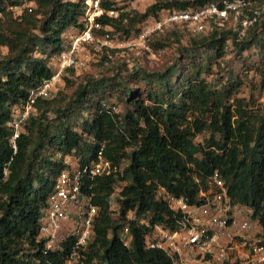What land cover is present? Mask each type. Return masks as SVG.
Here are the masks:
<instances>
[{"label":"trees","instance_id":"1","mask_svg":"<svg viewBox=\"0 0 264 264\" xmlns=\"http://www.w3.org/2000/svg\"><path fill=\"white\" fill-rule=\"evenodd\" d=\"M85 1L0 0V48L6 50L0 53V175L5 166L8 170L0 184V264H65L71 242L45 255L37 241L40 211L64 169L59 153L74 154L81 166H89L101 152L111 166L109 175L82 180L81 191L97 208L84 264H171L161 251L146 247L145 227L127 221L126 214L134 212L173 230L180 216L157 198V188L196 204L214 173L228 196L251 210L264 239V112L252 113L234 97L239 81L214 87L202 77L224 57L229 39L238 52L256 46L264 66L262 15L242 40L226 29L198 34L182 51L185 62L179 60L164 73L136 71L126 80L86 74L64 106L54 93L38 99L13 154L12 113L54 74L58 55L83 29ZM221 1L158 2L131 18L101 0L105 13L97 20L105 33L130 38L164 14ZM20 7L17 16L10 10ZM75 71L81 70L65 73ZM64 75L59 81L69 84ZM116 101L123 104L118 114L102 106H117ZM115 189L119 209L112 215L107 199ZM125 226L131 236L128 246L119 237Z\"/></svg>","mask_w":264,"mask_h":264},{"label":"built area","instance_id":"2","mask_svg":"<svg viewBox=\"0 0 264 264\" xmlns=\"http://www.w3.org/2000/svg\"><path fill=\"white\" fill-rule=\"evenodd\" d=\"M101 0H86L83 29L70 37L69 44L58 55L54 74L32 90L27 101L17 107L9 122L11 135L9 145L13 154L17 151L16 141L29 118L33 105L40 98L51 96L60 77L69 69L83 70L91 60L89 49L94 45L103 46L111 41L109 33L97 20L105 11ZM110 16L114 11L107 12ZM261 9L252 0H223L209 3L192 12L164 14L160 19L145 26L137 35L136 41L143 44L154 33H160L170 26H187L198 34L208 29H226L242 40L249 29L258 22ZM131 48L132 42L127 43ZM105 110L118 114L115 105L102 104ZM64 169L55 180L53 190L47 197L45 207L40 211L37 225V241L42 243L43 254L61 250L66 242H71L65 264H84L88 246L93 234V223L97 208L92 199L81 191L84 177L93 179L109 175L111 166L102 159L89 166H81L74 154L57 155ZM5 166L0 175V184L6 180ZM89 189L91 187L89 186ZM117 189L108 196V209L112 215L119 209L116 201ZM158 199L180 216L177 226L171 230L150 223L134 212L126 214L127 221L145 227V243L148 249L161 251L171 264H264V239L258 222L246 206L234 202L227 194V187L217 173L208 182L206 191L198 193V203L188 204L183 198L175 197L158 187ZM124 246L130 243L128 226L120 232Z\"/></svg>","mask_w":264,"mask_h":264},{"label":"rangeland","instance_id":"3","mask_svg":"<svg viewBox=\"0 0 264 264\" xmlns=\"http://www.w3.org/2000/svg\"><path fill=\"white\" fill-rule=\"evenodd\" d=\"M114 3V7L119 11L126 13L133 18L136 14H142L147 7L158 2H169L172 0H106ZM192 1V0H178ZM256 5L262 11L264 18V0ZM20 8H12L14 15L21 13ZM117 15V12L114 11ZM114 14V15H115ZM151 26V21L147 24ZM138 25L134 27L137 29ZM208 29L204 33L210 32ZM135 32V31H133ZM132 32V33H133ZM72 33V32H71ZM111 41L103 46L96 44L89 49L91 60L86 69L75 71L74 73H65L70 83L61 82L56 84L53 90V98L56 102L65 105L76 89L77 85L87 74L100 77H117L126 80L136 71L145 73H164L175 65L179 60L185 62L182 57L184 48L189 47L190 40L198 35V33L187 26H170L160 33H154L145 43L141 44L136 41L137 36L126 38L122 33L112 34ZM132 42V47L128 48L127 43ZM158 43L162 44V48H158ZM5 49L0 48V53H5ZM225 55L221 60H217L211 66L209 73L203 74V78L213 85L219 87L228 81H239L241 84L234 97L241 100L243 105L252 113L264 112V66L260 62L258 49L251 46L248 50L238 52L232 39L226 41L224 46ZM206 55L202 56L204 58ZM206 58V57H205ZM54 63V62H53ZM219 63V67L218 64ZM53 69H56L53 64ZM117 102V101H116ZM119 113L123 111V104L117 102ZM50 118L54 119L55 115L50 114ZM77 128V126H73ZM206 136V135H205ZM204 136V137H205ZM203 136L196 138V142H200Z\"/></svg>","mask_w":264,"mask_h":264}]
</instances>
